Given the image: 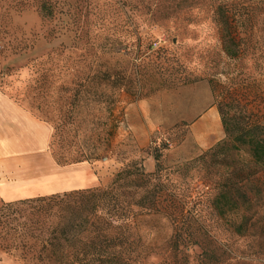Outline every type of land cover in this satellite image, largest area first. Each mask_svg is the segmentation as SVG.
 <instances>
[{
  "label": "rangeland",
  "instance_id": "rangeland-1",
  "mask_svg": "<svg viewBox=\"0 0 264 264\" xmlns=\"http://www.w3.org/2000/svg\"><path fill=\"white\" fill-rule=\"evenodd\" d=\"M233 1L241 16L233 30L245 50L240 58L224 52L211 21L213 0H0V94L51 126L57 165L76 164L98 145L101 157L89 163L97 185L133 161L154 171L152 148L160 142L168 146L161 162L173 166L225 138L217 102L229 117L246 116L264 128V6ZM44 4L54 16H41ZM96 74L134 76L141 95L119 92L108 115L92 96ZM101 88L111 91L110 84ZM242 155L238 167L251 166ZM63 181L65 188V175ZM251 181L246 235L233 234L230 219L206 216L217 242L204 247L223 264H264V170ZM187 251L190 264H212L198 257V247ZM34 263L0 248V264Z\"/></svg>",
  "mask_w": 264,
  "mask_h": 264
},
{
  "label": "trees",
  "instance_id": "trees-1",
  "mask_svg": "<svg viewBox=\"0 0 264 264\" xmlns=\"http://www.w3.org/2000/svg\"><path fill=\"white\" fill-rule=\"evenodd\" d=\"M213 2L211 21L217 35L219 26L224 52L234 58L244 56L239 33H233L241 21L237 4L233 0ZM260 3L264 6V0ZM40 14L50 18L55 12L44 4ZM90 79L95 83L94 102L105 103L108 115H112L119 92L141 95L134 76L96 74ZM106 84L111 91L101 88ZM216 105L225 138L193 158L166 166L160 159L168 146L160 142L152 148L156 161L152 172L133 161L114 172L105 186L3 203L0 248L20 251L34 264H190L187 249L196 246L198 257L223 264L213 248L204 247L217 242L205 229L206 216L230 219L233 234H247L253 212L247 185L264 170V128L250 123L246 116L229 117L218 102ZM99 149L94 145L74 163L100 159ZM243 153L251 166L238 167L244 161ZM194 180L203 187L194 186ZM151 258L154 260L149 262Z\"/></svg>",
  "mask_w": 264,
  "mask_h": 264
},
{
  "label": "crops",
  "instance_id": "crops-1",
  "mask_svg": "<svg viewBox=\"0 0 264 264\" xmlns=\"http://www.w3.org/2000/svg\"><path fill=\"white\" fill-rule=\"evenodd\" d=\"M51 135L48 123L0 94V199L9 202L97 186L91 164L55 163L49 151Z\"/></svg>",
  "mask_w": 264,
  "mask_h": 264
}]
</instances>
